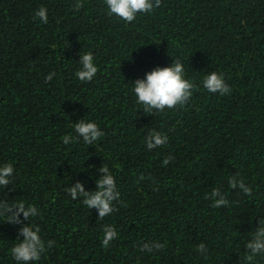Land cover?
<instances>
[{
    "label": "trees",
    "instance_id": "1",
    "mask_svg": "<svg viewBox=\"0 0 264 264\" xmlns=\"http://www.w3.org/2000/svg\"><path fill=\"white\" fill-rule=\"evenodd\" d=\"M41 6L47 23L35 17ZM85 52L98 67L89 82L75 76ZM176 60L193 84L191 97L146 112L134 82ZM214 71L229 93L203 89ZM81 120L103 132L94 144L76 136ZM153 130L168 141L148 150ZM66 134L75 138L68 145ZM6 163L14 172L0 186V203L13 206L0 217V264H16L9 249L28 224L46 244L28 264H264V253L249 260L246 248L264 221V0H161L132 22L110 16L104 0H0V165ZM104 166L120 198L100 218L66 189L80 183L96 191ZM229 178L250 190L231 187ZM213 190L227 204L213 207ZM17 201L38 214H18ZM106 224L118 232L107 248ZM152 241L164 246L140 250Z\"/></svg>",
    "mask_w": 264,
    "mask_h": 264
},
{
    "label": "clouds",
    "instance_id": "2",
    "mask_svg": "<svg viewBox=\"0 0 264 264\" xmlns=\"http://www.w3.org/2000/svg\"><path fill=\"white\" fill-rule=\"evenodd\" d=\"M161 0H104L110 16H115L125 22H132L136 19L139 13H148L159 7ZM35 17L39 18L41 23L48 22V9L39 7L35 12ZM79 69L75 76L81 82L91 81L98 71L97 64L91 52H85L80 56ZM55 73H49L46 80L50 81ZM202 87L208 93H218L224 95L230 92V88L225 82L222 74L210 72L202 79ZM135 96L136 102L144 107L146 112L155 109L163 111L166 108L172 109L177 105H183L188 102L193 92L192 82L186 78L185 68L179 60L171 66L157 67L150 72L145 73L143 79H137L134 86L131 88ZM76 136L81 138L85 144H94L103 136V132L99 126L93 121L81 120L73 125ZM75 138L71 134L64 135L62 143L68 145ZM167 135L151 131L145 138L144 144L148 150L163 146L167 143ZM171 156L163 160V164L167 165ZM14 172V167L11 163L0 165V186L7 185L9 178ZM103 175L96 181V191L85 192L80 183L68 187L66 190L69 196L75 200L78 197L82 198L83 205L89 208H95L98 216L103 218L110 215L114 211L113 202L118 201L120 192L117 188L116 180L107 166L101 168ZM231 187H240L246 193L250 190L244 186L242 179L229 178ZM212 206L219 207L222 204H227V201L221 196L217 190L211 192ZM24 201H17L14 206L18 214H22L25 218L36 216L38 214L37 207L29 204L25 208ZM13 205L0 203V217H5L4 213ZM7 219L11 220V217ZM103 237L101 240L102 246L107 248L110 242L117 238L118 232L111 224L103 226ZM22 239H17L9 249V254L16 261V264H28L29 261H39L41 255L46 251V244L41 239L40 228L28 224L20 229ZM253 238L247 242L246 248L250 250V255L247 259L252 260L253 257L264 253V221L260 222V226L252 234ZM52 244L48 241V246ZM164 245L162 243L152 241L145 242L141 245V251L152 252L153 249H160ZM203 245L197 247V251L203 250Z\"/></svg>",
    "mask_w": 264,
    "mask_h": 264
}]
</instances>
